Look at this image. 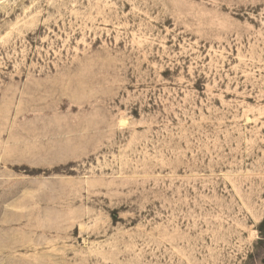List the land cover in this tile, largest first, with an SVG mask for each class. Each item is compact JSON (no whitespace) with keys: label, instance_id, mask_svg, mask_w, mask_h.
<instances>
[{"label":"rangeland","instance_id":"374dc122","mask_svg":"<svg viewBox=\"0 0 264 264\" xmlns=\"http://www.w3.org/2000/svg\"><path fill=\"white\" fill-rule=\"evenodd\" d=\"M0 264H264V0H0Z\"/></svg>","mask_w":264,"mask_h":264}]
</instances>
